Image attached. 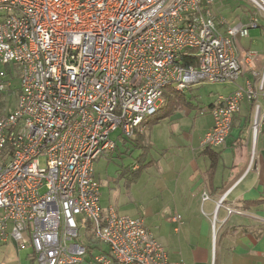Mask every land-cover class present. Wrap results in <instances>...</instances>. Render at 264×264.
Here are the masks:
<instances>
[{"label":"built area","instance_id":"built-area-1","mask_svg":"<svg viewBox=\"0 0 264 264\" xmlns=\"http://www.w3.org/2000/svg\"><path fill=\"white\" fill-rule=\"evenodd\" d=\"M203 1L0 0V93L20 83L17 109L0 118V244L31 246L37 264H186L170 261L143 220L103 211L94 164L115 151L113 132H144L168 87L235 83L249 69L258 80L217 97L201 147L225 146L247 99L253 167L264 66L258 76L261 56L239 41L261 27L264 0H247L256 14L236 26ZM191 51L198 64L182 66Z\"/></svg>","mask_w":264,"mask_h":264},{"label":"rangeland","instance_id":"rangeland-1","mask_svg":"<svg viewBox=\"0 0 264 264\" xmlns=\"http://www.w3.org/2000/svg\"><path fill=\"white\" fill-rule=\"evenodd\" d=\"M206 8L229 26L245 24L251 15L256 14L247 0H212ZM259 22L261 27L251 30L250 38L240 39L239 43L242 48L251 49L264 59V19L260 16ZM0 69L5 70L4 67ZM231 85L203 82L187 88L184 92L195 108H184L188 114L184 110L178 111L171 119H164L146 129V144L150 146V150L146 151V162L154 161V165L144 169L135 181H132L128 168L124 167L137 163L144 150H134L135 153L130 155L127 153L130 144L123 145L121 140H116L124 153H104L94 164L103 211L112 207L121 216L143 220L157 241L159 235L174 229L175 225L170 227L168 224L172 217H180L183 221L187 214H203V210H207L206 202L202 201V188L199 189L196 184L210 162L207 157L201 156L203 149L200 142L213 120L209 113L201 114L200 109L205 110L219 95H225L233 87ZM19 87V80H14L11 91L0 93V118L17 109ZM248 106L247 99L242 101L241 112L246 111ZM158 116L160 114L147 118L145 123ZM120 134L118 130L111 137L117 139ZM263 141L262 136L257 146L259 149ZM221 172L220 169L217 171L219 177ZM80 228L83 236H87L84 218Z\"/></svg>","mask_w":264,"mask_h":264},{"label":"crops","instance_id":"crops-1","mask_svg":"<svg viewBox=\"0 0 264 264\" xmlns=\"http://www.w3.org/2000/svg\"><path fill=\"white\" fill-rule=\"evenodd\" d=\"M263 66L264 59L260 57L256 70L258 76L261 75ZM257 80L248 69L235 83H227L233 87L225 95L245 86L248 81ZM250 109L252 107L249 102L246 111H240L236 116L225 146L211 151L213 153L210 154L219 157L215 169H211L210 154H204L202 148L201 156L207 157L210 163L196 185L199 189L202 188V201L204 192L210 197L204 201L207 210L204 209L203 214H187L183 221L182 218L175 220L176 216L170 219L168 224L170 227L175 225L174 229L158 237V241L168 252L170 261H183L186 264H264V141L260 149L257 147L255 163L249 169L254 112L252 122L246 130L244 124ZM183 110L184 108L180 111ZM212 125L213 122L204 135ZM145 131L146 129L142 134ZM119 136L115 140H121ZM262 136L264 137V128L259 140ZM219 169L222 171L220 177L217 175ZM221 200L222 205L218 208ZM228 208L234 212L229 214ZM0 264L37 263L31 246L20 249L16 242L10 240L0 244Z\"/></svg>","mask_w":264,"mask_h":264},{"label":"trees","instance_id":"trees-1","mask_svg":"<svg viewBox=\"0 0 264 264\" xmlns=\"http://www.w3.org/2000/svg\"><path fill=\"white\" fill-rule=\"evenodd\" d=\"M203 6L206 7L208 6V0L203 1ZM179 62L182 66H196L198 64V58L193 55V51L187 52L186 54H182L179 58ZM163 104L160 106L159 110L157 111V114H160V116L157 117V119L144 122L145 128L147 129L149 126H152L153 124H157L160 121L164 119H171L176 112L180 111L183 108H195L189 98L186 97V94L184 91H178L176 88L170 86L164 91V96H163ZM213 106V104L209 105L205 110L200 109L201 114L203 112L209 113V109ZM252 109H250L249 115L245 120L244 128L245 130L250 126L252 122V116L254 112V104L251 103ZM154 115V116H155ZM213 126V125H212ZM212 128V127H211ZM210 128V129H211ZM122 143L123 145H126L127 143L130 144V147L127 151V153H130V155L134 154V150H144V153L140 157L137 163H135L131 167H124V169L128 168V173L131 172L132 174V181H135L141 173L144 171V169H147L151 166L154 165L153 161L146 162V157H147V150H150V146L146 144V134H141L138 133L135 138L132 139H127L122 137ZM203 148V147H202ZM204 149V154H210L213 153L211 151L214 150V148H203ZM217 149V148H216ZM115 152H118V155L123 154L124 152L121 151L119 145L117 144V147L115 149ZM210 158L212 160V168L215 169L216 163L219 159L217 158L216 155L210 154Z\"/></svg>","mask_w":264,"mask_h":264}]
</instances>
